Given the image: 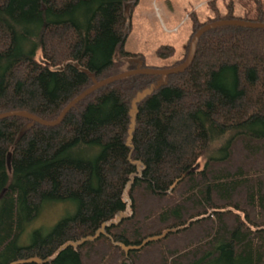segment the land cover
<instances>
[{"label": "trees", "instance_id": "1", "mask_svg": "<svg viewBox=\"0 0 264 264\" xmlns=\"http://www.w3.org/2000/svg\"><path fill=\"white\" fill-rule=\"evenodd\" d=\"M137 2L0 0V115L57 120L144 67L123 61L139 58L124 51ZM196 48L184 72L101 87L57 126L0 120V264H264V29L216 28ZM58 201L75 212L21 243ZM103 223L111 239L69 244Z\"/></svg>", "mask_w": 264, "mask_h": 264}, {"label": "rangeland", "instance_id": "2", "mask_svg": "<svg viewBox=\"0 0 264 264\" xmlns=\"http://www.w3.org/2000/svg\"><path fill=\"white\" fill-rule=\"evenodd\" d=\"M130 31L124 51L139 58L123 59L126 65L170 69L187 60L195 27L220 20L264 23V0H138L132 5ZM119 60V58H118ZM200 160V166L204 165ZM76 205L70 201L46 204L42 214L27 225L21 243H28L35 230L49 232Z\"/></svg>", "mask_w": 264, "mask_h": 264}, {"label": "water", "instance_id": "3", "mask_svg": "<svg viewBox=\"0 0 264 264\" xmlns=\"http://www.w3.org/2000/svg\"><path fill=\"white\" fill-rule=\"evenodd\" d=\"M132 3H128L125 6V16L126 17H130V13L129 11H131L132 8ZM225 26H237V27H242V28H248V29H264V23H257V22H250V21H241V20H220V21H214V22H210V24H207L205 26H203L202 28H200L194 35L191 41V44L189 46V53L187 56V60H184L185 62L176 66L175 68H170V69H150L149 68H144V67H140L137 68L135 70H131V71H127L125 73H121V74H117L114 75L110 78H107L103 81L100 82H95V84L88 88V90L86 89V91H84L82 94H80L79 96H77L73 101H70L68 103V105L64 108V110L61 112V114L58 116L57 120L54 121H46L40 117L37 118V116H34L33 114H30L28 112H24V111H12V112H7L4 114L0 115V120L8 118V117H23V118H28L34 122H37L38 124H42L44 126H48V127H54L57 126L59 124H61L64 121V118L66 117L65 115L68 114L73 107H76V105L78 104V102L84 100L85 98H88V96H90L92 93H94L95 91H97V89H100L101 87H104L106 85L112 84L114 82H117L119 80L134 76V75H156V76H169V75H174L180 72H184L191 64H192V60L195 58L196 55V51L199 44V40L200 38L203 36V34L207 33V32H211V30L216 29V28H220V27H225ZM8 169H10L11 167V156L8 155ZM198 166L194 167L193 169L196 170ZM183 176L187 175V172L183 173ZM176 184V183H175ZM174 184V185H175ZM173 186V185H172ZM120 219V217H118L116 219V221L118 222V220ZM106 224H102L99 229L94 233V235H88L84 238H81V240H78L76 242H69V244L75 246L80 244H84L87 241H93L95 239H97L98 237L101 236V234H105V236H109V238L111 239V235L108 234L105 231V226ZM168 230L164 231L162 234L159 235H154V236H148L144 239V241H142L140 244H130V245H126L124 243L121 244L123 250L128 253V251H132V250H138L141 248H144L145 245H147L149 242L152 241H157L159 239H161L162 237H164L165 235H167ZM69 244L67 243L66 245H64V247L69 246ZM48 261L47 259L43 261L42 258H40L39 256H32L28 257V258H20L19 260H15L13 261L11 264H22V263H31L32 262H36L39 264H45V262Z\"/></svg>", "mask_w": 264, "mask_h": 264}, {"label": "flooded vegetation", "instance_id": "4", "mask_svg": "<svg viewBox=\"0 0 264 264\" xmlns=\"http://www.w3.org/2000/svg\"><path fill=\"white\" fill-rule=\"evenodd\" d=\"M133 4V3H132Z\"/></svg>", "mask_w": 264, "mask_h": 264}]
</instances>
